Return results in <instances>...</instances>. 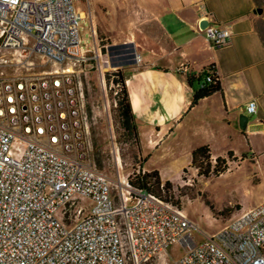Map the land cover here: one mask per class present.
<instances>
[{"label":"built area","instance_id":"obj_1","mask_svg":"<svg viewBox=\"0 0 264 264\" xmlns=\"http://www.w3.org/2000/svg\"><path fill=\"white\" fill-rule=\"evenodd\" d=\"M75 3L0 0V264H152L175 244L182 255L161 264H264V202L196 244L177 204L96 168L73 69L94 56L81 51ZM203 32L213 48L230 42L228 28ZM32 57L50 69L32 71Z\"/></svg>","mask_w":264,"mask_h":264},{"label":"crops","instance_id":"obj_2","mask_svg":"<svg viewBox=\"0 0 264 264\" xmlns=\"http://www.w3.org/2000/svg\"><path fill=\"white\" fill-rule=\"evenodd\" d=\"M132 3L142 9L143 28L142 41L129 39L142 58L139 66L124 70L130 106L136 120L145 123L146 146H161L172 136L177 140L168 164L148 169L142 155V172L155 170L162 182L175 183L190 165L192 151L207 145L213 161L232 154L227 171L218 178L247 167L246 184L253 177L260 181L258 168L264 163L261 0L259 4L255 0H129L126 7ZM257 8L263 9L261 15ZM206 20L210 26L230 30L229 44L213 48L206 41L199 28ZM181 68L187 71L180 73ZM210 73L220 89L193 105L197 79ZM252 99L256 113L248 114L245 105ZM242 113L252 116L245 131L238 126Z\"/></svg>","mask_w":264,"mask_h":264},{"label":"rangeland","instance_id":"obj_3","mask_svg":"<svg viewBox=\"0 0 264 264\" xmlns=\"http://www.w3.org/2000/svg\"><path fill=\"white\" fill-rule=\"evenodd\" d=\"M128 1L76 0L75 3L83 18L80 21L81 51L91 52L94 59L73 69L82 84L86 107L93 121L91 138L93 151L98 156V163L94 157L95 166L112 182H117L120 176H128L130 179L140 172L143 157L148 161L146 168L151 169L153 166L168 164L177 150L176 136L166 138L161 146H146L145 123L141 119L136 120L134 114L138 142L119 123L117 108L114 106V92L118 88L110 84L113 70L104 50L109 45L132 43L137 51L135 43L129 39L136 38L137 41L138 38L142 41V9L133 3L131 8H127ZM261 7H264V0H261ZM95 46L99 49L98 58H95ZM31 61L32 71L50 69L49 66H42L38 57H32ZM247 117L252 118L250 115ZM167 148L169 150L165 151ZM248 165L251 167L252 163L249 161ZM252 167L254 169V165ZM247 173L249 169L242 167L234 169L225 177L205 180L197 178L196 171L188 166L178 181L171 183V198L190 222L188 233L194 243L214 238L227 223L264 202V163L258 168L257 177L260 181L253 177L246 184ZM182 253V246L175 244L165 252L164 258L152 264L177 259Z\"/></svg>","mask_w":264,"mask_h":264},{"label":"trees","instance_id":"obj_4","mask_svg":"<svg viewBox=\"0 0 264 264\" xmlns=\"http://www.w3.org/2000/svg\"><path fill=\"white\" fill-rule=\"evenodd\" d=\"M257 4L260 0H255ZM261 7V4H259ZM135 48L132 43H122L109 45L104 50V54L108 58V64L111 66L113 72L110 74V79L114 86L118 88L116 97V108L119 123L122 129L128 134L133 136L135 141L138 140V134L134 124L133 112L130 106V101L126 89L124 70L133 67V54ZM203 79L198 78V89L193 95L192 104L195 105L204 97L220 89L217 78L212 79L211 82L205 83ZM191 80L188 79V82ZM93 157L96 158L98 163V156L93 151ZM232 154L228 153L227 158H216L214 161L211 159L210 148L207 145L200 146L194 149L191 153V160L189 167L196 171V177L208 180L210 178L218 177L225 173L228 169V161H231ZM144 160V159H143ZM129 184L134 189L145 190L158 195L165 201L173 202L171 198L172 188L169 181L161 182L157 171L151 172H138L129 179Z\"/></svg>","mask_w":264,"mask_h":264},{"label":"water","instance_id":"obj_5","mask_svg":"<svg viewBox=\"0 0 264 264\" xmlns=\"http://www.w3.org/2000/svg\"><path fill=\"white\" fill-rule=\"evenodd\" d=\"M256 12H257L258 15H261L262 12H263V9H262V8H257V9H256ZM208 25H209V23H208V21L206 20V21L201 22V23L199 24V28H200L201 30H204L205 28L208 27ZM247 124H248V117H247L244 113L240 114V115H239V118H238V126H239V129H240L241 131H245V130H246V127H247Z\"/></svg>","mask_w":264,"mask_h":264},{"label":"bare ground","instance_id":"obj_6","mask_svg":"<svg viewBox=\"0 0 264 264\" xmlns=\"http://www.w3.org/2000/svg\"><path fill=\"white\" fill-rule=\"evenodd\" d=\"M82 16V15H81Z\"/></svg>","mask_w":264,"mask_h":264}]
</instances>
